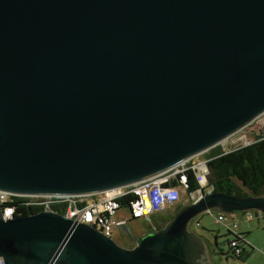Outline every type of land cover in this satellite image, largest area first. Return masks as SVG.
I'll use <instances>...</instances> for the list:
<instances>
[{
	"label": "water",
	"instance_id": "95a60500",
	"mask_svg": "<svg viewBox=\"0 0 264 264\" xmlns=\"http://www.w3.org/2000/svg\"><path fill=\"white\" fill-rule=\"evenodd\" d=\"M263 113L264 0H0L1 191L118 189ZM212 209L264 214V195L203 192L131 247L52 210L4 219L0 207V256L5 264H213L189 231Z\"/></svg>",
	"mask_w": 264,
	"mask_h": 264
},
{
	"label": "built area",
	"instance_id": "2783aa9c",
	"mask_svg": "<svg viewBox=\"0 0 264 264\" xmlns=\"http://www.w3.org/2000/svg\"><path fill=\"white\" fill-rule=\"evenodd\" d=\"M230 136L226 139L229 140ZM208 161L209 159L198 160L194 156L159 175L118 189L91 195H34L29 196L30 201L28 204L37 205L42 210H52L61 213L73 222H76V224H89L105 235L112 237L113 228L115 226L120 227L121 224L126 222L125 220L121 222L115 221V215L121 208L118 201L120 196L130 193L136 196V199L131 203L129 208L131 216L134 219L149 217L164 211L168 207L178 203L183 194L186 195L188 203L196 202L202 197L203 192L208 193L213 191L208 186ZM189 170L195 171L196 180L200 185L199 188L192 192H188L187 172ZM94 195H97V197L94 198ZM14 196L11 193L0 190L1 215L4 219H11L14 216L21 215L16 213V207L11 204ZM54 205H59L61 211L55 210L53 208ZM254 211L257 217L258 215L264 216L263 213L257 210H248L245 212L249 220L254 218ZM215 222L225 224L229 231L240 237V233L237 232L240 221L234 214L221 212L215 216ZM228 243L233 256L238 257L242 254L244 245L240 242L239 238L234 237ZM0 264H5L2 256H0Z\"/></svg>",
	"mask_w": 264,
	"mask_h": 264
},
{
	"label": "rangeland",
	"instance_id": "374dc122",
	"mask_svg": "<svg viewBox=\"0 0 264 264\" xmlns=\"http://www.w3.org/2000/svg\"><path fill=\"white\" fill-rule=\"evenodd\" d=\"M264 130V113L256 117L253 121L247 124L244 128L236 131L233 133L229 140L222 141L221 143L217 144L216 146L221 147L222 151H228L236 146L247 144L250 142L255 141L257 138L262 136L261 131ZM264 133V132H263ZM214 146V147H216ZM210 149L207 151L202 152L195 156L198 160L207 159V154L209 153ZM242 189L245 192H249L248 189L244 188V186L239 183ZM264 194V189L262 190ZM187 201L186 195L183 194L181 197L180 202ZM172 207H168L166 209L169 211ZM161 211L157 214L164 215L163 213L166 211ZM177 210L174 208V211ZM173 211V212H174ZM219 213L217 209H212L211 211L202 212L193 218L189 223V231L201 233L207 235L209 241L215 245L216 238L218 236L219 247L223 250V253H220L217 257L221 259L219 262L220 264H233L234 262L243 263V264H264V217L258 218L254 211V218L249 220L247 213L245 211L240 213H235V216L241 222L240 224L243 229L249 230L247 234L248 243L247 252L243 250V259L236 258L233 255H230V247L228 241L233 237V233H229L227 227L223 223L215 222V214ZM243 214L245 216H243ZM158 215H151L147 217L137 218L134 219L131 216L130 210L128 207H121L117 214L115 215V221L121 222L126 221L124 224L131 229L134 234H144L149 231V225L158 219ZM166 218H160L162 225L166 224ZM112 239H114L119 245L124 246L125 240L123 236V231L119 226H115L112 231ZM253 248V249H252ZM249 252V254H247ZM232 261V263H230Z\"/></svg>",
	"mask_w": 264,
	"mask_h": 264
},
{
	"label": "trees",
	"instance_id": "16d2710c",
	"mask_svg": "<svg viewBox=\"0 0 264 264\" xmlns=\"http://www.w3.org/2000/svg\"><path fill=\"white\" fill-rule=\"evenodd\" d=\"M264 130L261 131L259 138L248 145L232 148L228 151H222L221 147L216 146L210 149L207 154L209 174L208 186L213 191H221L236 196L245 195H264ZM188 192H192L200 187L195 171L189 170ZM241 183L250 193L245 192L239 185ZM30 197L14 196L12 205L16 207V213L27 215L41 211V207L34 204H28ZM136 199L132 193L120 196L118 201L121 207L130 208L131 203ZM188 202V201H185ZM55 210L61 211L59 205H54ZM219 213H221L219 211ZM218 213V214H219ZM160 228V227H159ZM158 228V229H159ZM229 233H233L229 231ZM247 233H240V237L233 233V237L239 238L244 245L248 243ZM242 236V237H241ZM229 242V241H228ZM253 249V248H252ZM244 251H246L244 249ZM221 252V251H220ZM247 252V251H246ZM223 253V252H221ZM249 254V252L247 253ZM235 257V256H234ZM243 253L236 257L243 259Z\"/></svg>",
	"mask_w": 264,
	"mask_h": 264
},
{
	"label": "crops",
	"instance_id": "0c3cea01",
	"mask_svg": "<svg viewBox=\"0 0 264 264\" xmlns=\"http://www.w3.org/2000/svg\"><path fill=\"white\" fill-rule=\"evenodd\" d=\"M93 197L96 198L97 195H94ZM171 207H172V206H171ZM167 209H168V208H167ZM165 210H166V209H165ZM173 211H174V207H173L172 209H170L169 211L166 210V211L163 213L164 215H159V214L156 213L155 215H158L159 218H158V219H155V221H153V222L149 225V227H150L149 230H156V229H158L159 227H161L160 225H162V224H160V223H161L160 218H164V216H165V217H167V218H166V221H167V219H169V217H171V215L174 213ZM217 214H218V213H217ZM217 214H215V216H216ZM243 216H245V215L243 214ZM236 217H238V216H236ZM238 218H239V217H238ZM240 223H241V222H240ZM240 223H239V225H238L237 232H238V233H247V232H249V230L243 229L244 226H242ZM125 227H127V226L125 225ZM127 228H128V227H127ZM194 233L198 236V238H197L198 243H199V244L201 243V245L204 246L205 252H208V253H209V255H210V259H211L212 263H213V264H220L219 262L221 261V259L218 258L217 256H218L221 252H223V250H222L221 248H220L219 250H217V247H219L218 236H217L216 241H215V245L217 246V247H216V246L213 245L212 242L209 241V238L207 237V235H204V234H201V233L198 234V233H196V232H194ZM136 235L138 236V235H141V234H136ZM247 239H248V237H247ZM131 246H132V245H130V247H131ZM244 249L247 251V246H245ZM220 251H221V252H220ZM230 263H232V261H231ZM233 264H243V263H237V262H234Z\"/></svg>",
	"mask_w": 264,
	"mask_h": 264
},
{
	"label": "flooded vegetation",
	"instance_id": "af4514ba",
	"mask_svg": "<svg viewBox=\"0 0 264 264\" xmlns=\"http://www.w3.org/2000/svg\"><path fill=\"white\" fill-rule=\"evenodd\" d=\"M188 202H178V203H176L175 205H173L172 206V208L174 207L175 209H178V208H180L182 205H185V204H187ZM177 210H175L174 211V213L171 215V217H169V219H167V221H166V223L168 222V221H170L173 217H174V214H175V212H176ZM262 217H264V216H260V215H258V218H262ZM164 225H166V224H164ZM163 225V226H164ZM163 226H161V227H163ZM160 227V228H161ZM122 231H123V236H124V240H125V245L124 246H130V245H132V239L135 237V236H137L136 234H134L132 231H131V229H129V228H127V227H123L122 228ZM230 255H232V253H231V251H230Z\"/></svg>",
	"mask_w": 264,
	"mask_h": 264
},
{
	"label": "clouds",
	"instance_id": "9594fccd",
	"mask_svg": "<svg viewBox=\"0 0 264 264\" xmlns=\"http://www.w3.org/2000/svg\"><path fill=\"white\" fill-rule=\"evenodd\" d=\"M15 196H17V195H15ZM24 197H29V196H24Z\"/></svg>",
	"mask_w": 264,
	"mask_h": 264
}]
</instances>
